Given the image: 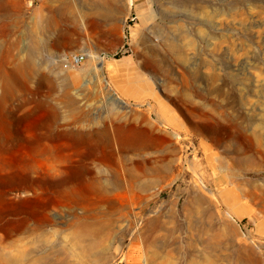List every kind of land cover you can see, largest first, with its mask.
I'll return each instance as SVG.
<instances>
[{
	"label": "rangeland",
	"instance_id": "1",
	"mask_svg": "<svg viewBox=\"0 0 264 264\" xmlns=\"http://www.w3.org/2000/svg\"><path fill=\"white\" fill-rule=\"evenodd\" d=\"M0 264H264V0H0Z\"/></svg>",
	"mask_w": 264,
	"mask_h": 264
},
{
	"label": "bare ground",
	"instance_id": "2",
	"mask_svg": "<svg viewBox=\"0 0 264 264\" xmlns=\"http://www.w3.org/2000/svg\"><path fill=\"white\" fill-rule=\"evenodd\" d=\"M136 0H129L130 5L134 4ZM105 6H108L109 8L106 9V16L104 19H101L97 15H83L80 11L76 14V17L74 19V29L78 36L82 35L81 28L84 29L85 33L89 35L90 38H93L97 34L100 33L101 29L105 24H109L112 26H118V14H120L123 10V5L118 4V2L113 4H106ZM172 6V5H171ZM194 3H186V2H178L175 6H173L174 9H180V11H186L194 15V13H198V8ZM102 11V10H101ZM182 11V12H183ZM195 17V16H193ZM106 19V20H105ZM182 21V20H181ZM176 21L175 25H166L161 26L158 28V40L160 43H164L169 46L171 50H175L178 47H183L182 45H192L194 44L193 38L190 36V33L188 32L187 23ZM142 25L145 24V20L142 19ZM176 28H181L182 33L176 34ZM116 31V30H115ZM151 31V30H150ZM180 31V30H179ZM193 47V46H192ZM188 63V60L185 61ZM106 70L109 74H114L118 71V67L116 64L108 63L105 65ZM172 118V117H170ZM170 118L168 120L170 122ZM116 131V141L124 153H129L137 149H149V148H156L157 146H160L163 142L161 137H157V142L155 146H151L149 143V135L146 131H142L139 129L134 128H125L123 126H117L115 128ZM117 186H120V183L117 184Z\"/></svg>",
	"mask_w": 264,
	"mask_h": 264
}]
</instances>
